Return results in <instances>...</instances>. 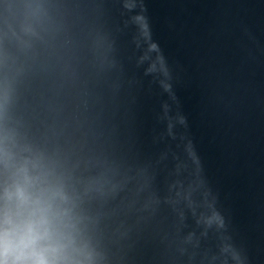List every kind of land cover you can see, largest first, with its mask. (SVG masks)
Masks as SVG:
<instances>
[{
	"label": "clouds",
	"instance_id": "clouds-1",
	"mask_svg": "<svg viewBox=\"0 0 264 264\" xmlns=\"http://www.w3.org/2000/svg\"><path fill=\"white\" fill-rule=\"evenodd\" d=\"M0 100V264H96L62 182L8 126Z\"/></svg>",
	"mask_w": 264,
	"mask_h": 264
}]
</instances>
